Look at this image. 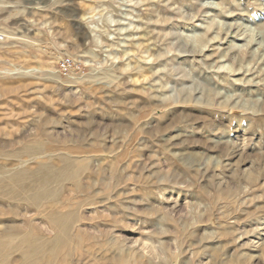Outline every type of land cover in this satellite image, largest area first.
<instances>
[{"label":"rangeland","instance_id":"1","mask_svg":"<svg viewBox=\"0 0 264 264\" xmlns=\"http://www.w3.org/2000/svg\"><path fill=\"white\" fill-rule=\"evenodd\" d=\"M0 29V163L76 166L53 264H264V0H0Z\"/></svg>","mask_w":264,"mask_h":264},{"label":"bare ground","instance_id":"2","mask_svg":"<svg viewBox=\"0 0 264 264\" xmlns=\"http://www.w3.org/2000/svg\"><path fill=\"white\" fill-rule=\"evenodd\" d=\"M44 147L45 145L36 139L17 151V158L25 154L31 156L37 154ZM4 157L9 158L7 155ZM66 160H61L63 162L58 167L48 166L39 160L32 168L22 159L13 165L6 159L5 162L2 161L3 164L0 163V200L5 201L8 207L10 202L25 201L31 207L46 208L42 214L54 233L51 236H42L28 224L22 228L12 221L10 223L0 221V264H53V260L68 249L70 243L64 238L67 219L54 209L52 199L56 197V193L49 190L52 188L57 190L58 185L54 187V183H59V178L75 172L76 166H73V161ZM8 210L0 208V220L4 219L3 216H7L5 219L9 220Z\"/></svg>","mask_w":264,"mask_h":264},{"label":"built area","instance_id":"3","mask_svg":"<svg viewBox=\"0 0 264 264\" xmlns=\"http://www.w3.org/2000/svg\"><path fill=\"white\" fill-rule=\"evenodd\" d=\"M6 35L0 29V41L5 40ZM83 68L80 63L70 56H62L58 60V71L62 75H69L74 72H82Z\"/></svg>","mask_w":264,"mask_h":264}]
</instances>
